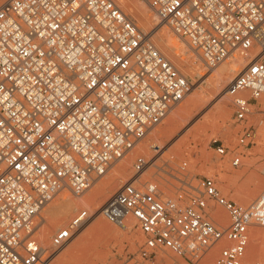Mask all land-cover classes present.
I'll return each mask as SVG.
<instances>
[{
	"label": "built area",
	"instance_id": "built-area-1",
	"mask_svg": "<svg viewBox=\"0 0 264 264\" xmlns=\"http://www.w3.org/2000/svg\"><path fill=\"white\" fill-rule=\"evenodd\" d=\"M144 1L207 68L235 54L248 60L228 87L234 122L247 125L252 103L264 97V0ZM151 32L114 0H8L0 7V264H50L91 213L78 212L45 248L38 238L43 209L65 191L83 196L190 94L191 82ZM254 140L245 126L237 149ZM214 147L227 154L223 143ZM149 164L139 156L137 177L101 210L117 227L136 221L145 236L139 257L169 250L196 264L220 245L215 264H244L250 228L264 227V191L245 208L213 178L186 177L169 196L155 182L141 184ZM218 208L227 212L226 227L215 222Z\"/></svg>",
	"mask_w": 264,
	"mask_h": 264
},
{
	"label": "rangeland",
	"instance_id": "rangeland-1",
	"mask_svg": "<svg viewBox=\"0 0 264 264\" xmlns=\"http://www.w3.org/2000/svg\"><path fill=\"white\" fill-rule=\"evenodd\" d=\"M141 1L145 2L144 0ZM114 2L119 5L116 0H114ZM120 9L123 11V8L120 7ZM124 13L131 18L129 13ZM151 13L155 14L153 11H151ZM136 24L138 27H141L137 22ZM160 27L166 28L170 32L171 38L177 41L178 44L182 45L181 49L174 50V52L180 53V59H184L186 63L188 60V62L192 61L191 63L185 64V67L182 66V70H180V72L191 82V92L187 98L170 113L165 121L156 127L154 131L150 133L136 148H140L139 146L145 145L147 143L154 145V136L157 135V138L161 137L160 132L169 128L167 124L168 120H170V118H172V116L183 106L190 102L188 100L192 98L195 91H197L196 94L200 95L201 98H204V101L201 99L195 107H191V110H189V112L183 116V119L181 118L176 121L172 127V132L168 134V136H163L159 139V142L162 144V146L157 144L156 147L152 148L150 151V156L140 152V149L136 150L135 148L123 159L116 162L103 178L96 181L91 187L92 189L90 192L93 191V188L95 189V187L100 185V183L106 181V179H108V177L114 173L116 167L121 165L124 160L132 156L134 157V160L132 159L130 170L127 174L122 176L125 183L130 180H134L137 177L134 174V164L136 159L139 156H145L150 161V164L140 178L141 184L146 182H155L164 189L167 195L174 196L177 187H179V179H184L186 177H209L216 181L222 193L229 199L237 202L239 205L245 208L249 207L264 191V97L252 103V114L249 117L247 125L235 124L232 98L230 95H228L227 101L229 103L230 115L227 117V119L221 118L218 114H216V109L214 107L212 108V111L215 115L210 122L205 123L204 119H200L199 121H195L196 123L193 125L194 127L199 128L193 130V127L191 130H187L188 128L185 127L184 121L188 119V117L190 118L193 115H196L198 108L201 107L200 104L203 105L205 101L212 95L205 92L207 87L206 84H203L204 80H201L202 77L207 79L216 75L226 63H232L235 60L240 61V56L235 54V57L227 59L217 67L212 69L207 68L199 58L198 54L192 50L185 41L175 35L173 31L167 25H165V23H161ZM140 29L146 32H150L152 30H146L142 27ZM153 42L155 44L154 38ZM163 53L164 56L169 60L170 56H168L165 52ZM256 53H254L253 56H255ZM245 65L246 64H244V66ZM190 67L193 68L190 70ZM245 126H251L253 128L255 134L254 144L248 148L237 149V140ZM215 141L217 143H223L228 148L227 154L225 156H221L215 150ZM235 159L240 160L241 166L234 167L232 165V162ZM223 177L226 180L223 179ZM138 184L139 183H137V185ZM223 185L226 186L224 187ZM61 194V197L66 194L71 195L67 191ZM58 198H60V195L56 199ZM108 200L103 203L102 207ZM47 207L48 205L45 207V209ZM83 210L88 209L81 208L80 210L74 212L72 217H70L68 220L70 221L78 212ZM45 211L41 212L38 219L39 228H41L40 222L43 219ZM100 213L101 211L97 213V215H100ZM94 214H96V212ZM216 216L218 217L217 219L220 221L222 226L226 227L229 225V217L224 209L218 208L216 211ZM99 218L104 221L107 220V223L114 227L115 230L118 229L121 231L120 235L113 233L108 235L109 237H100L97 235H95L97 237H94L93 235L88 237L86 243H90V245L88 244L89 247L85 252L90 255L95 254L93 247L96 245L97 250L103 252V258L105 256L101 262L102 264H193L187 259L176 256L169 250H158L150 260H142L139 257V251L145 242V236L141 228L137 226L136 221L130 220L128 222V226L130 225V227L127 229H120L116 225L112 224L104 215H101ZM58 231L59 230L54 232V235ZM114 234L117 238H114ZM53 236L50 238V242L52 241ZM89 238L91 240H89ZM132 241H135L134 245H132ZM261 247L264 249V227L253 226L250 228V242L244 259V264H264V250H261ZM253 249H255V252H253ZM220 250V245L213 247L201 259V261L196 264H215V260L219 256ZM212 253L214 256L212 259L208 260V257ZM78 258L79 257L72 258L71 264H80ZM55 262L56 261H52L50 264H54Z\"/></svg>",
	"mask_w": 264,
	"mask_h": 264
},
{
	"label": "bare ground",
	"instance_id": "bare-ground-1",
	"mask_svg": "<svg viewBox=\"0 0 264 264\" xmlns=\"http://www.w3.org/2000/svg\"><path fill=\"white\" fill-rule=\"evenodd\" d=\"M6 2L7 0H0V7ZM116 2L119 4L118 6L123 8V11L125 10L124 12L129 13L131 15V18L135 20V22H137L143 29L146 30L152 29L151 30L152 32L151 31L150 32L153 34L156 47L160 50V52L163 55H164L163 52H165L168 56H170L169 61L172 62L173 65L175 64L176 65L175 67L179 71L182 70V66L185 67L184 66L185 64L192 62V61L188 62L189 60L187 59L188 61L186 63L184 59H180L179 52H174V50L181 49L182 45L178 44L177 41L171 38L170 32L166 28L160 27L161 23L163 22L155 14L151 13L152 10L147 5L146 2H142L141 0H116ZM239 59L240 61L235 60L232 63L229 62L226 63L224 66H222V68L219 70V72L216 75L211 76L210 78L205 79L204 77H202L201 80H204L203 84H206L207 87V90L205 92L212 95L210 98H208L205 101L204 104L202 103L203 105L200 104L201 107L198 108V112L196 115H193L190 118L188 117V119L184 121L185 127L188 128L187 130H191L194 127L193 126L194 123H196L195 121H199L200 119H204L205 123L210 122L215 115L212 111V108L214 107L216 109V114H218L221 118L227 119V117H229L230 108H229V103L227 101V96L229 95L228 87L233 81V79L248 64V60L243 59L241 57ZM244 64L246 65L244 66ZM191 68L193 67H190V70ZM196 92L197 91H195V93H193L192 98L188 100L190 102L187 103L185 106H183L179 111H177L172 116V118H170V120H168L167 124L169 128L160 132L161 137L157 138L156 137L157 135L154 136L153 138L154 145H152L151 143H147L145 145L139 146L140 148H136V150L140 149V152L150 156V151L152 148L156 147L157 144L162 146V144L159 142V139L162 138L163 136H168V134L172 132V127L174 126L176 121L181 118L183 119V116L187 114L189 110H191L192 106L195 107L196 104H198V102L201 99L204 101V98H201V96L196 94ZM197 128L199 127H194L193 130ZM133 158L134 157L132 156L124 160V162L122 161L123 163H121V165L119 166L117 165L118 167H116L114 173L110 177H108L106 181L100 183V185L95 187V189L93 188V191L90 192L92 188L88 190L86 192V195L84 194L81 197L74 198V196L72 197L69 194L68 195L66 194L61 197L62 195L61 194L60 198L51 202V204H49L46 209L45 208L43 209V211L46 210L45 211L46 215L44 214L43 219L40 222L41 228H39L40 233L38 234H39V240L42 246L45 248H49L51 246L50 238L54 235V232L65 227L69 221L68 219L72 217L74 212L80 210L81 208L82 209L85 208L88 209L91 213V218L84 225V227L75 235L73 240L68 245L59 249L55 253L53 257V262L54 261L56 262L54 264H71L72 258L74 257H79L78 261H80V264H100L102 260L105 258V256L103 258L104 255L103 252L97 250L96 245L93 247V249L95 250V254L90 255L86 253L85 251L88 249L90 245V243H88L89 244L88 245L86 242L90 235H93L94 237L97 236L105 237L113 233H116V235H120L121 232L120 230L118 229L115 230L114 227L110 226V224L107 223L108 222L107 220L104 221L100 219L99 217L102 214L100 213V215L99 214L97 215V213H99L102 210L101 207L103 203L106 200H108L112 195H114V193L121 187V185L125 184L122 175L127 174L129 172ZM224 177L223 179H225ZM131 181L133 180H130V182ZM223 186L225 187L226 185ZM95 212L96 214H94ZM217 218L218 217L216 216L215 222L220 223V221ZM129 221L130 220H128V222ZM128 222H126L124 227H118V228L127 229L128 227H130V225L128 226ZM116 235L114 238H117ZM89 240L91 239L89 238ZM134 244L135 241H132V245ZM255 249H253V252H255ZM261 250L264 249H262L261 247ZM213 256L214 254L212 253L208 257V260L212 259Z\"/></svg>",
	"mask_w": 264,
	"mask_h": 264
}]
</instances>
